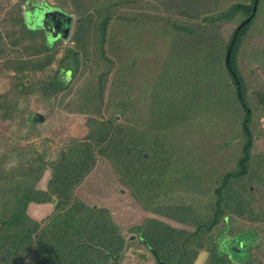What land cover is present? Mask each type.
Here are the masks:
<instances>
[{
    "label": "rangeland",
    "instance_id": "rangeland-1",
    "mask_svg": "<svg viewBox=\"0 0 264 264\" xmlns=\"http://www.w3.org/2000/svg\"><path fill=\"white\" fill-rule=\"evenodd\" d=\"M61 1L0 0V207L13 190H47L73 140L92 145L88 118L125 125L142 133L144 157L156 160L157 168L164 166L162 180L149 184L147 192L141 186L138 201L136 186L120 182L121 174L95 146L91 169L72 196L111 215L125 240L118 264H157L133 227L153 218L193 232V226L148 208L184 205L202 218L209 216L213 190L240 157L244 109L236 101L225 61L227 42L245 14L228 16L226 11L251 0H130L117 8L121 18H111L100 41V29L92 24L95 14L78 16ZM108 1L97 0L90 12ZM54 9L70 17V30L55 41L45 32L47 49L54 53L48 65L23 77L4 67L6 59L27 57L23 46L29 37L21 35L13 44L22 27L44 34L37 12ZM181 23L191 32L181 29ZM259 58L264 60V0L235 55L251 112L253 159L264 153V61ZM99 84L102 92L96 99L93 89ZM30 85L35 90L26 94L24 87ZM182 95L187 105L177 106L173 121L168 101L177 103ZM152 105L160 114L154 118ZM245 182L252 206L264 205L261 185ZM56 201L54 195L30 202L26 213L46 220ZM208 235L192 264L219 258L231 264L264 262V222L222 219Z\"/></svg>",
    "mask_w": 264,
    "mask_h": 264
},
{
    "label": "trees",
    "instance_id": "trees-1",
    "mask_svg": "<svg viewBox=\"0 0 264 264\" xmlns=\"http://www.w3.org/2000/svg\"><path fill=\"white\" fill-rule=\"evenodd\" d=\"M259 1L256 2L254 12L255 0H251L249 4L234 3L226 11L228 16L236 12L244 13L241 23L249 18L242 25H240L241 23L237 24L226 45L225 70L233 84L236 101L244 109V117L241 122L240 157L236 167L225 173L221 177L219 185L213 190L209 216L202 218L195 214L190 207L184 205L173 207L160 205L148 208L176 222L193 226V232L173 227L153 218L145 220L142 225L133 227L132 230L139 234L144 246L153 253L157 264H192L199 248L204 244V240L206 241L209 237L208 234L222 219L246 220L250 223L264 222V205L257 208L252 206L251 192L247 191L245 182L247 179L256 180L264 189V153L257 156L256 159L252 158L251 112L248 110L245 98V83L235 61L236 52L247 28L253 23ZM95 2L97 0H62L61 4L64 7L70 4L72 12L78 16L87 14L92 18V14H95L92 24L100 29L98 38L100 41L104 38L105 29L111 18L113 16H117V19L121 18L122 14L117 12V8L127 7L126 4L131 3L130 0H109L107 4L90 12L91 6ZM38 12L37 21L45 24L47 16L44 17V15L46 13ZM50 12L55 16L66 15L56 9ZM180 28L185 32H191V29L184 23L180 24ZM21 35L29 37V43L23 46L27 57L6 59L4 67L12 68L15 74L23 77L27 76L26 74L29 72L35 73L39 69L43 70L53 58L54 53L47 49L45 41L48 36L45 31L44 34L39 31L31 32L23 26L20 35L16 40H13V44L21 40ZM97 44L99 45L101 42ZM1 54L2 49L0 48V56ZM104 54V51L100 49L99 56L103 61L106 59ZM41 84H44L43 88L47 86L46 82ZM24 88L26 94L35 90L34 85ZM93 92L94 97L98 99L102 92L101 85L95 86ZM154 93L153 103H155ZM211 95V92L209 95L207 94V96ZM196 96L194 95L193 98ZM5 99L3 96V100ZM180 99L177 103L168 101L171 104L169 116L170 119L173 118V121L176 120V117L172 116L173 111L178 113L177 106L182 108L183 103L187 105L184 95ZM189 99L190 97L187 100ZM15 102L14 100L13 103ZM191 102L190 99L188 104ZM154 107L152 105L153 118L160 115ZM182 111L184 110H181V113ZM186 112L190 111L185 110L184 113L187 115ZM162 115H164L162 117V121H164L166 113ZM87 126L90 129L89 137L93 140L92 145L89 141L76 142L73 140L68 153L62 155L63 161L55 165L54 178L49 183L47 190L34 188L13 190L9 198L2 200L0 207V264L119 263V257L125 246V240L120 234L119 227L106 209L87 206L74 198L72 196L73 189L90 171L94 162L95 146H99L98 153L111 161L121 174L120 182L129 184L132 188L136 186L133 188V194L138 201H141L143 187L146 190L149 184H158L157 181L162 180L161 175L165 168L163 165L157 168L156 160L153 158L147 160L144 157V142L141 141L140 134L142 133L139 131L134 133L133 129L128 130L125 125H114L111 120L100 121L94 118H88ZM158 126L162 127L160 123L157 124ZM141 186L143 187L141 188ZM54 195L57 199L55 210L46 220L36 221L26 213L28 203H42L50 200ZM208 264L231 263L219 258L210 259ZM245 264H264V262L255 261Z\"/></svg>",
    "mask_w": 264,
    "mask_h": 264
},
{
    "label": "flooded vegetation",
    "instance_id": "flooded-vegetation-1",
    "mask_svg": "<svg viewBox=\"0 0 264 264\" xmlns=\"http://www.w3.org/2000/svg\"><path fill=\"white\" fill-rule=\"evenodd\" d=\"M44 17H46L45 26L46 24L48 26L46 27L42 26V27H44L45 32L49 33V36L52 38V40L55 41L59 37H62L61 32L65 29L67 18L65 16H57V15L55 16L53 14L51 15L45 14Z\"/></svg>",
    "mask_w": 264,
    "mask_h": 264
},
{
    "label": "water",
    "instance_id": "water-1",
    "mask_svg": "<svg viewBox=\"0 0 264 264\" xmlns=\"http://www.w3.org/2000/svg\"><path fill=\"white\" fill-rule=\"evenodd\" d=\"M256 2H257V0H255V3L253 5V12L256 10ZM247 20H249V18L245 19L244 22H246ZM244 22H242L240 25H242ZM41 25H43L44 27L48 26L47 24H46V26H45V24H41ZM69 30H70V17L67 18L65 29L61 32V35L63 37H65L68 34ZM48 35H49V33H48Z\"/></svg>",
    "mask_w": 264,
    "mask_h": 264
}]
</instances>
